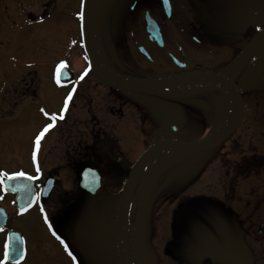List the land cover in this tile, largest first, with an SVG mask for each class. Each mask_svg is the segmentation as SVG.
<instances>
[{"label":"flooded vegetation","instance_id":"1","mask_svg":"<svg viewBox=\"0 0 264 264\" xmlns=\"http://www.w3.org/2000/svg\"><path fill=\"white\" fill-rule=\"evenodd\" d=\"M71 1L0 0V108L7 105L6 111L14 116L12 114L18 111L23 100L41 95L46 81L42 68L54 62L55 76L53 82H50L54 91H50L51 95L56 96V91L63 86H66L67 91L64 101L69 93L72 94L67 105L63 106L62 115L52 118L53 126L40 140L34 175L23 170L24 166L30 164L27 156L19 159L21 165L6 174L23 172L28 177H34V203L23 212L17 210L14 194L5 193L0 182V207L7 213L6 223L0 229V264H24L32 254L38 253L36 255L41 256L45 246L52 247L65 260L70 261L74 257L76 263L81 264L73 248L77 242L76 229L79 226L84 233L93 235V230L85 222L93 220L88 204L99 191L91 195L81 188L77 180L78 172L84 166L96 167L104 181L101 190L109 179L121 180L123 185L131 166L146 149L158 141L180 139L175 135L177 127L174 125L171 129L175 127L176 131L172 130V135L161 133L157 140L150 142L134 160H130L127 172L111 173L97 166L109 164L112 158L105 140L107 132L104 131L107 128L106 122L110 121L109 116L115 117L117 126L124 121L123 126L119 125L122 131L124 129V143L136 148L140 146L137 144L144 142L143 133L154 126L157 109L149 102L152 99L146 101L147 104L142 102L145 100L141 96L144 93L125 92L99 81L92 71L81 35L73 50V44L66 37L58 39V48L46 45L43 41L30 47L29 34H55L58 30L67 33L63 21L65 19L59 13L68 12ZM103 6L109 9L107 14L103 12ZM102 16L106 17V21L109 18L110 24L113 23L114 28L108 29V32L101 26L105 21ZM147 18L157 26L152 34L146 29ZM93 34L96 58L113 75L127 78L201 73L219 75L237 87L242 102V120L229 139L235 144L234 153L239 154L231 162V171L245 178V183L239 185V188L233 187L236 191H232L228 202L222 193V162L217 159V172L191 181H212V188L205 185L211 190L190 197L187 190L183 189L188 187L185 183L181 185V190L174 188L178 179L174 174H169L168 169L164 173H155L167 168L164 164L169 158L163 159L160 156L154 159L140 175L145 181L141 184L139 178L129 210V239L134 263L264 264V0H95ZM61 55L64 57L61 58ZM76 60L82 63L84 71L81 75L76 70L81 68ZM62 62L70 70V76L63 77L65 82H61L58 76ZM142 65L153 70H147ZM22 72L24 76L13 82L16 75ZM89 85L105 90L101 98V107L105 110L101 121H106L104 125L92 126L87 123L88 114L98 105L91 93L87 92ZM187 85L201 90L209 86L216 87V100L198 97L205 101L203 104L218 103L224 116L228 113L230 103L223 85ZM108 91L123 96V102L111 106ZM148 96L151 95H146V98ZM192 96L187 95L189 98ZM66 112L76 117L68 122ZM142 112L146 115H142ZM78 114H85V117L77 120ZM223 117L212 131L221 125ZM245 117L248 118L247 124H243ZM145 120L148 121L141 128ZM41 126L37 133L45 127L43 124ZM95 132L99 136L97 142L94 141ZM63 180L74 182V191L84 201L81 206L88 208L85 213L81 214L77 210L79 196H72L70 189L62 185ZM255 180L262 183L255 184ZM47 182L51 184V190L45 192L47 194L43 197ZM25 187L11 184L14 190L23 191ZM119 197L120 193L111 203L107 202V196L110 220L97 221L104 231L98 230L101 234L99 236L107 245L111 238H115V214ZM188 205L194 210L206 208L213 214L212 220L205 222L187 214L178 218L179 211L187 209ZM223 209L230 214L223 216ZM151 210L173 213L157 229L155 237L149 235ZM184 217L188 223L181 222ZM79 219H84V223L80 224ZM11 230L19 233L23 239L24 256L15 263L4 259V245ZM30 235L42 238L32 241ZM88 257L93 258L86 254V261Z\"/></svg>","mask_w":264,"mask_h":264},{"label":"rangeland","instance_id":"2","mask_svg":"<svg viewBox=\"0 0 264 264\" xmlns=\"http://www.w3.org/2000/svg\"><path fill=\"white\" fill-rule=\"evenodd\" d=\"M80 4L81 0H72L68 12L59 13V15H61V18L65 19L63 21L64 24L67 26V33L65 30H58L57 32H55V34H49L46 32L37 33L35 35L29 34L28 41L30 47H32L33 45H35V43H38L39 41L45 42L46 45H55L57 47L59 44L58 39L60 38L63 40V38L66 37V39L71 41L70 43L73 44V50L75 43L78 42L80 38ZM102 9L104 13L109 11L106 6H103ZM103 17L105 20L106 17L102 16L101 18ZM110 23L111 20L108 18L107 21H104V24H101V26H104L105 30L107 29L108 32V29H112L113 27V23ZM61 29H63V27ZM60 57L63 58L64 56L61 55ZM76 62L79 67L81 66V68H76V70H79L78 75H81L84 71L82 69V63L80 60H76ZM54 65H56L55 62L51 64H45L42 68V73L46 81L45 83H43L44 90L42 89L41 95L34 99L23 100L21 107L18 108V111L12 114L14 116H10L11 113L9 114V112L6 111L7 105H3L0 108V173L2 175H6L8 172H11L12 170L16 169L17 166L21 165L19 164V159L25 156L28 157L30 164L24 166L23 170L29 173V175H34L35 173V167H37L38 165L37 158L39 157V147H36V143L34 141L36 135L39 134L37 133V131L39 130L42 124L44 126L47 124H53V115L58 118L62 115V110H64L63 99L65 98L64 96L67 92L66 86H63L60 90H55L56 92H58L56 96H53L50 93V91H54V87L52 86L53 84L50 83L53 82L55 76L54 68H56V66ZM142 67L150 71L153 70L152 68H147L144 65H142ZM34 69L38 71L37 68ZM23 76V72L22 74L16 75V79L13 82H17ZM87 92L91 93V96L95 98V102H97L98 104L94 106L92 112L88 114L87 123L89 125L93 124L97 126L104 125L106 121H104V123L101 122L105 114V110L103 111L101 107V98L102 95L105 93V90L100 89L99 87L89 85V90ZM217 92L218 89L213 86H209L201 90L194 86L184 85L142 94L141 96L145 97V100H143L142 102H145V104H147L146 101L152 99L149 102H151V105H154V109H157V115L153 123L154 126L151 128V130L143 133L142 140H144V142L142 141L141 144H137L140 145L139 147H136L137 145L134 146L136 148L128 147L124 143V134H122L124 129L122 131L120 127L124 125V121H121V124H118L117 126V124H115L117 122L115 117L109 116L110 121L106 122L107 128H105L104 131L107 132V138H105V140L108 142L109 152L112 158L108 161L109 164H98L97 166L102 171H108L111 173L127 172L128 168H130L129 161L134 160V158L141 151H143L145 147L149 145L150 142L157 140L161 133L162 135H172L171 126L174 125L177 127V132L175 135L178 138L184 140L200 138L211 133L213 128L219 124L224 113L218 103L212 102L210 104H203V102L205 101H203L202 98L199 99L200 97L198 96L216 100L217 97H215V95ZM196 93L197 96H195ZM190 94L193 95L191 97L193 100L187 97V95ZM108 95L111 99V106H117L118 104L123 102L124 97H121L115 91H108ZM146 95L151 96H148L150 98H146ZM66 108L67 110L69 109V107ZM41 109H44V112H42ZM45 112H47L48 115H45ZM66 115L68 122L76 117L72 115L71 112H66ZM78 115L79 116L77 117V120H81L83 117H85V114ZM142 115L145 116L146 113L142 112ZM247 119V117L244 118L243 124H247ZM147 121L148 120H145L143 121V123H141V128L145 125ZM98 137V134L95 132V142H97L96 140H98ZM230 141H232V139H228L221 146L209 152L175 156L167 160L168 162L164 164V166L167 167L166 169H163L160 172L157 171L155 173H164L168 169L169 174H174L173 176H176V179H178L175 182L174 188L177 190H181L183 188L181 185L185 183V185H188V187L185 186L183 189L187 190L186 192L188 196L195 197L202 192L205 193L208 190H211L208 187H205V185H209V187L212 188L213 182L207 180L201 182H191L192 179H199L207 175L208 173L217 172V159H221L222 170H220V174L223 189L222 193L223 195H226V200L229 202L232 191H236L233 187L236 186L239 188V185L245 183V178H241L240 175L237 176L234 174V172L232 173L231 171V162L233 158L235 156H238L239 154L234 153L236 151L234 149L235 144ZM51 146L52 145H50V147ZM27 148L29 149L28 155ZM33 152H35V159L33 158ZM207 159L210 160L208 161ZM111 162L113 164H111ZM162 168L163 167H161L160 169ZM206 177L208 178L209 176ZM141 178L139 181H142V184L145 180H142ZM192 183H194V185ZM254 183L261 184L262 182L255 180ZM62 185L70 189V194L72 196H77L78 193L74 191L76 190L74 182L72 183L71 180H63ZM121 188V180H106L104 189L100 190L88 204V208L92 212L93 220H87L85 224H87V226L93 230V235L90 236L89 234L84 233V230L81 227L77 226V242L76 244H73V248L77 256L76 258L78 259V261L80 259L79 262H81V264H85V262H90L91 264H119L115 254V247L112 244V238L110 239V243L108 245L104 244V241L100 237L101 234L100 232H98V230H102V228L100 227L101 224L97 221L110 220V214H107L109 206H107L106 204L107 202L112 203L113 198H117L121 191ZM78 196L77 197L79 201L77 204V210H79V212L82 214L85 213L88 208L84 209L86 207L84 205V208L81 206L82 202L84 201L82 199H79L82 198L80 194H78ZM107 196L108 201L106 202ZM136 196L137 195H135L134 197ZM229 204L230 203H228L227 206ZM170 214L173 215V213L169 212L151 210V213L149 214V235H153V237H155L157 229L163 224H165L166 220L169 219ZM183 214L191 216L194 215L197 220H204L205 222L211 221L213 216V214L206 210V208L194 210L191 205H188L187 209L185 208L184 210H180L178 218L182 217ZM222 214L224 216L229 215L230 213L229 211H226V209H223ZM83 220L84 219H79L80 224L84 223ZM181 222L188 223L185 217L181 219ZM15 224L17 225V222ZM159 232L160 230L158 231V233ZM30 238L32 239V241H34L41 239L42 237L38 235H30ZM1 243L2 237L0 236V249L2 250ZM157 243L159 244V241ZM44 249L45 251L42 252V254H45L44 256H42V254L41 256L36 255L38 253H35L34 255L32 254L24 264H77L74 257H72L70 261L69 259H66V261L60 254L56 253L57 251L55 252L54 249L50 246H45ZM1 253L2 252H0V259L2 261ZM86 254L92 255L93 258L88 257V261H86ZM147 261L148 263H150V260Z\"/></svg>","mask_w":264,"mask_h":264},{"label":"water","instance_id":"3","mask_svg":"<svg viewBox=\"0 0 264 264\" xmlns=\"http://www.w3.org/2000/svg\"><path fill=\"white\" fill-rule=\"evenodd\" d=\"M95 0H82L81 7V34L84 49L90 59L94 76L110 87L125 92L148 93L158 90H163L171 87H178L186 84L195 83H219L223 84L227 90V97L230 100V113L226 122L215 132L201 139L192 141H183L177 138L162 140L150 146L134 163L126 177L119 205L116 212V246L120 264H134L128 233V212L136 183L143 170L158 156L167 153L164 158L173 157L182 154H191L199 151H207L215 148L225 141L237 128L241 120L242 108L241 100L237 92V87L223 76L214 74H191V75H173L159 78H127L119 77L107 72L98 62L95 55V46L93 38V11ZM146 29L150 34L157 29L155 22L151 19H146ZM62 69L60 70V75ZM61 77V76H60ZM176 131V128H172ZM163 158V159H164ZM77 180L80 186L94 195L104 185L101 174L93 166H84L77 174ZM26 178L10 177L3 180L6 191H12L10 184L26 185ZM31 183V181H30ZM30 192L14 190L17 192L16 204L22 208L27 204L32 203L33 186H29ZM50 188H48L49 191ZM48 193V192H47ZM43 196H46V194ZM5 222V214L0 209V227ZM17 233H9V252L16 244ZM20 238V237H19ZM22 257V241L20 238V255L15 256V259L9 257V261H16Z\"/></svg>","mask_w":264,"mask_h":264},{"label":"snow or ice","instance_id":"4","mask_svg":"<svg viewBox=\"0 0 264 264\" xmlns=\"http://www.w3.org/2000/svg\"><path fill=\"white\" fill-rule=\"evenodd\" d=\"M61 66H63V62L61 64ZM59 82V81H57ZM71 93L68 94V98L65 99L64 101V104L65 106L67 105L68 103V99L71 98ZM42 112H44V109H41ZM45 115H48L47 112H45ZM62 118V117H61ZM53 119H55V115H53ZM53 125L52 124H47L45 125V127L39 132V134L36 135V138H35V143H36V147L38 148L39 147V144H40V140L41 138L43 137V135L49 130V128H51ZM33 158L35 159V152H33ZM38 170V169H37ZM14 176H23L25 175V173L23 172H17V173H14L13 174ZM30 179H34V177H29ZM21 211L23 212L24 209H21ZM41 211H43V209H41ZM45 219H47L45 217ZM63 243V241H61ZM5 252H4V258L5 259H9V257H11L12 259H15V256H18L20 255V238L17 237L16 238V244L15 246L11 249V252H9V244L6 242L5 245Z\"/></svg>","mask_w":264,"mask_h":264}]
</instances>
